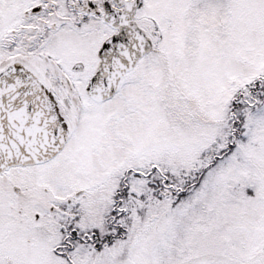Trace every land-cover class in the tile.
<instances>
[{
  "label": "snow or ice",
  "instance_id": "snow-or-ice-1",
  "mask_svg": "<svg viewBox=\"0 0 264 264\" xmlns=\"http://www.w3.org/2000/svg\"><path fill=\"white\" fill-rule=\"evenodd\" d=\"M0 264H264V0H0Z\"/></svg>",
  "mask_w": 264,
  "mask_h": 264
}]
</instances>
